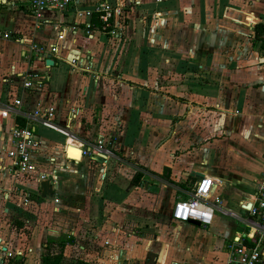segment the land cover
I'll list each match as a JSON object with an SVG mask.
<instances>
[{
  "label": "crops",
  "instance_id": "1",
  "mask_svg": "<svg viewBox=\"0 0 264 264\" xmlns=\"http://www.w3.org/2000/svg\"><path fill=\"white\" fill-rule=\"evenodd\" d=\"M102 1L72 0L38 24L28 0H0V108L23 122L16 106L21 74L43 68L45 84L23 106L53 107L52 121L68 129L70 146L89 150L77 159L69 146L67 158L62 134L35 127L36 173L55 176L45 178L53 187L50 201L30 196L39 195L35 178L0 171L2 215L12 213V185L19 202L27 196L26 205L33 199L35 209L52 211L29 228L22 223L27 214L14 208L20 233L0 218V264L17 251L23 264H38L47 238L70 236L63 264L78 242L66 225L77 223L90 231V242L80 246L87 259L78 258L86 264L94 242L106 255L121 257V264L133 257L141 258L134 264H144L147 254L153 255L151 264H224L226 243L240 237L249 244L255 230L247 209L264 169V0H121L114 36L99 30L93 14L75 16V9ZM29 44L56 47L50 66L32 59ZM71 58L88 65L71 66ZM71 109L77 110L74 117ZM9 124L0 122V130ZM98 140L107 152L95 150ZM135 172L138 184L131 182ZM150 175L163 190L147 186L152 199L144 208L129 196ZM203 176L213 178L210 197L219 198L210 224L174 221V203L187 198ZM122 221L156 230L150 238L144 232L119 234Z\"/></svg>",
  "mask_w": 264,
  "mask_h": 264
},
{
  "label": "built area",
  "instance_id": "2",
  "mask_svg": "<svg viewBox=\"0 0 264 264\" xmlns=\"http://www.w3.org/2000/svg\"><path fill=\"white\" fill-rule=\"evenodd\" d=\"M71 2L72 0H28L27 9L39 24L44 19L45 13L62 12L70 6ZM122 3L121 0H114L113 2L104 0L90 9L77 8L74 12L76 18L82 16L90 17L92 14H96L99 30L114 36L116 30L113 27L112 20ZM57 37L61 38L62 33H58ZM29 51L33 60L44 62V59L50 54H55L57 49L55 46L46 48L41 44H29ZM68 63L77 68H86L88 65L83 58H71ZM45 81L46 76L43 68L35 70L28 68L21 74L18 86L21 97H17L16 106L23 112L20 115L23 122H17L16 117L18 115L10 112L8 108H0V122L4 123L7 120L10 122L7 128L3 131L0 130V171H5L11 176L21 178H35L37 185L40 180L45 178L55 179V176L51 175L48 177L43 173H36L33 155L38 149L39 141L35 133V127L41 126L56 130L66 138L68 145L73 143L68 129L66 127L60 128L53 123V107H40L34 104L31 109H26L23 106V103L28 101L27 97L32 92L40 90ZM24 96H26L25 99ZM76 112L77 110L71 109V117H74ZM101 145L102 142L98 140L95 150L97 152H107ZM78 149L81 156L89 155V150L85 149L82 144L78 145ZM212 184H214V180L211 177L203 176L198 179L193 186L191 194L187 198L174 203L171 211L172 219L183 222L194 220L202 227L209 225L214 203L219 202L218 196L210 197ZM27 203V196H24L22 205ZM247 212L255 218V230L249 237V244H245L244 239L240 237L228 241L226 243L227 257L224 264H261L264 261V169L260 173L253 202ZM15 254L21 255L19 251L15 252Z\"/></svg>",
  "mask_w": 264,
  "mask_h": 264
},
{
  "label": "rangeland",
  "instance_id": "3",
  "mask_svg": "<svg viewBox=\"0 0 264 264\" xmlns=\"http://www.w3.org/2000/svg\"><path fill=\"white\" fill-rule=\"evenodd\" d=\"M127 175H128V172H127ZM13 178H16V176H13ZM142 184L141 186H139L138 188H133L131 189L132 191H134L132 194H130L129 196V199L130 200H136V199H139V202H141L142 204L144 205H141L142 207L144 206L145 207H148V205L150 204V199H152L151 195L152 194L148 189L146 190V187L149 186V185H155L158 187L157 191L159 192V190H163V188L161 187V182L155 178L154 176H147L146 178L143 179L142 181ZM132 186V185H131ZM145 187V188H144ZM161 188V189H159ZM18 189H16L15 186L12 185V191H13V194L11 195V202H12V206L13 208L9 209L11 210L12 213L15 214L14 212V208L16 209H19V210H23L27 215L22 218V223H25L30 227H33L37 222L36 220H38L40 218V214H43V213H51V207H44V208H38V209H35L34 205H33V202L34 200L32 199V203L29 205H21L22 202L20 203L19 202V199L18 197L16 196V193H14L15 191H17ZM130 190V191H131ZM25 192V190H22V192ZM129 191V190H128ZM129 191V192H130ZM23 192V194H24ZM125 195V194H124ZM31 199V198H30ZM75 211V210H73ZM18 212V210L16 211ZM10 213L9 211L7 212L6 216L2 215L3 212H0V218H6L7 221L9 222L10 226L15 229L16 231H18V233L21 232V229L18 230V228L15 227V221L17 222L16 218H18L17 216L15 217L14 214ZM67 212L65 213H62V214H66ZM46 216V215H44ZM45 218L47 217H44V224L47 226L50 225V219L48 220H45ZM41 219H39L40 221ZM146 220V219H145ZM127 223V225L125 224ZM119 224L121 225L120 227V233L119 234H132L133 236H143V234L141 233H145V237L147 238H150L152 237L153 235V232L156 230V227L153 225V224H145L144 222L142 223H137V222H133V221H122V224L121 222H119ZM64 227V226H63ZM68 227V228H67ZM70 227L72 228V230L74 231L75 235L77 236V240L78 242H76V249L73 248L72 251H70L68 253V256L65 257V259L63 260V264H70V262H72V260H79L80 258H85L87 259L85 256L82 255V253L80 254V246H84L83 248H85V242H90L89 240V232L88 230L84 229L81 225V223H77L76 225H73L71 226V224L69 226L66 225V228L67 230H71ZM14 234H15V231H14ZM136 243H140V241H137ZM93 248H94V255L91 256L90 258V263L91 264H121L122 263V258L118 257L116 258L114 255H106V253H103L102 250H103V246L102 245H99L97 244L96 242L94 243H91L90 244ZM89 245V247H91ZM106 246V245H104ZM100 250V252H98V250ZM142 249V248H141ZM104 251V250H103ZM113 252V250H112ZM111 252V254H112ZM100 254V256H99ZM141 256L143 255V253H140ZM146 259L144 260V264H145V261L147 260V262H151L153 261V255H146L145 256ZM79 258V259H78ZM127 258V257H126ZM127 260L130 262V264H134L136 263L137 260H141V258H138V257H133V258H127ZM75 261V262H76ZM75 262H73V264H76Z\"/></svg>",
  "mask_w": 264,
  "mask_h": 264
},
{
  "label": "trees",
  "instance_id": "4",
  "mask_svg": "<svg viewBox=\"0 0 264 264\" xmlns=\"http://www.w3.org/2000/svg\"><path fill=\"white\" fill-rule=\"evenodd\" d=\"M92 18L95 17V23L98 24L97 18H96V14H93L91 16ZM262 31V30H261ZM259 31V32H261ZM140 173L135 172L132 177H131V182L133 184H138L141 182L140 180ZM31 197H35L37 199H39V195L36 193H31L30 194ZM17 219L16 224H19V219ZM139 223V221H137ZM72 239L70 236L67 237H63V238H47L46 241L44 242V244L42 245V252L40 254L39 257V262L38 264H61V260H62V250L64 248V246L68 243H71ZM151 255V254H147ZM5 264H23V256H19V255H11L5 258ZM76 264H86L83 261L77 260L75 262ZM145 264H151V262H147V260L145 261Z\"/></svg>",
  "mask_w": 264,
  "mask_h": 264
},
{
  "label": "water",
  "instance_id": "5",
  "mask_svg": "<svg viewBox=\"0 0 264 264\" xmlns=\"http://www.w3.org/2000/svg\"><path fill=\"white\" fill-rule=\"evenodd\" d=\"M50 59L49 57H46L44 59V64L46 67L50 66ZM198 177L201 176V174H197ZM38 187H39V196L40 198L44 199V200H52V192H53V187L50 184L48 179H42L38 182ZM190 222H193L194 224H199L197 221L194 220H188Z\"/></svg>",
  "mask_w": 264,
  "mask_h": 264
},
{
  "label": "bare ground",
  "instance_id": "6",
  "mask_svg": "<svg viewBox=\"0 0 264 264\" xmlns=\"http://www.w3.org/2000/svg\"><path fill=\"white\" fill-rule=\"evenodd\" d=\"M69 146H70V145H68V148H69ZM79 154H80V152H79V150H78L76 147L70 146V148H69V155H70L71 157L79 159V158H80V157H79ZM67 157L70 158V157L68 156V149H67ZM74 160H75V159H74Z\"/></svg>",
  "mask_w": 264,
  "mask_h": 264
}]
</instances>
